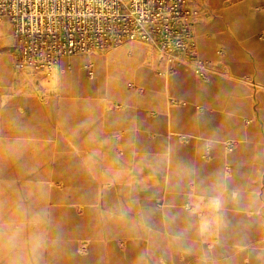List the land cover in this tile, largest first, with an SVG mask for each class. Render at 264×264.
<instances>
[{
	"label": "rangeland",
	"instance_id": "rangeland-1",
	"mask_svg": "<svg viewBox=\"0 0 264 264\" xmlns=\"http://www.w3.org/2000/svg\"><path fill=\"white\" fill-rule=\"evenodd\" d=\"M11 30L0 28V264L32 259L25 242L41 209L51 224L39 264H224L242 255L243 264H264V79L245 91L254 97L247 136L207 142L212 151L203 152L200 138L126 132L117 147V133L100 120L116 106L119 58L105 70V90L78 63L69 106L59 76L13 68ZM129 51L146 54L137 44L101 54ZM239 78L240 86L253 82ZM22 224V238L10 241Z\"/></svg>",
	"mask_w": 264,
	"mask_h": 264
},
{
	"label": "crops",
	"instance_id": "crops-1",
	"mask_svg": "<svg viewBox=\"0 0 264 264\" xmlns=\"http://www.w3.org/2000/svg\"><path fill=\"white\" fill-rule=\"evenodd\" d=\"M193 2L200 10L194 29L199 59L209 69L205 78L180 62H168L157 51L142 44L137 45L145 47L146 54L129 51L126 56L122 54L113 58L109 54L96 53L66 57L60 61L55 73L63 81L60 92L66 95L62 97L65 104L73 106L78 91L75 66L80 64L88 79L96 80V87L105 90L112 85L106 81L105 70L111 69L113 59L119 58L116 66L121 78L118 77L112 85L118 88L116 106L113 108L110 104L113 111L109 109L106 117L102 112L100 120L101 130L117 133V147L126 132H131L133 137L148 139L200 138L204 144L203 152L212 151L208 150L207 142H231L237 136H247L246 129L253 120L249 116L252 115L254 97L246 95L245 91L251 87L257 91L260 88L257 82L264 79V0ZM5 26L12 29L9 21L0 23V28ZM12 66L20 72L45 76L40 72L19 70L15 53ZM89 68L94 72L93 78L89 76ZM240 74L253 82L246 81L240 86L238 81H243ZM67 113L63 122H68L70 129L74 123L75 128V109L69 107ZM128 115L132 120L123 121ZM110 117L114 118L111 125ZM244 257L224 264H243Z\"/></svg>",
	"mask_w": 264,
	"mask_h": 264
},
{
	"label": "built area",
	"instance_id": "built-area-1",
	"mask_svg": "<svg viewBox=\"0 0 264 264\" xmlns=\"http://www.w3.org/2000/svg\"><path fill=\"white\" fill-rule=\"evenodd\" d=\"M194 0H0V23L9 21L16 66L52 77L66 57L142 44L205 78ZM90 78L94 72L89 68Z\"/></svg>",
	"mask_w": 264,
	"mask_h": 264
},
{
	"label": "clouds",
	"instance_id": "clouds-1",
	"mask_svg": "<svg viewBox=\"0 0 264 264\" xmlns=\"http://www.w3.org/2000/svg\"><path fill=\"white\" fill-rule=\"evenodd\" d=\"M181 167L185 175L192 174V170L187 166L182 165ZM29 223H31L38 230L31 232L27 238V241L25 242L28 245V253L31 255L32 258L29 261L26 256L25 264H39V259L50 242L48 232L46 230L47 226L51 224L49 213L46 210L41 209L40 211L34 214ZM41 226H43V228H41ZM23 232L24 225L22 224L16 228V230L9 237V240L15 241L18 238H22ZM173 239L179 242L181 240V237L179 234H177L173 237Z\"/></svg>",
	"mask_w": 264,
	"mask_h": 264
}]
</instances>
